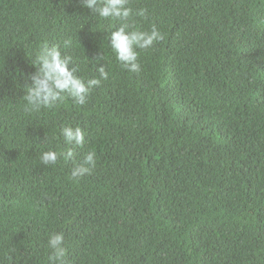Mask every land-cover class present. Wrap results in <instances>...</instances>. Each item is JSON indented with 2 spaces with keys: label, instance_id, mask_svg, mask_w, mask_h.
I'll return each mask as SVG.
<instances>
[{
  "label": "trees",
  "instance_id": "obj_1",
  "mask_svg": "<svg viewBox=\"0 0 264 264\" xmlns=\"http://www.w3.org/2000/svg\"><path fill=\"white\" fill-rule=\"evenodd\" d=\"M128 7L135 30L165 37L137 49L139 74L110 46L121 22L82 0H0V264H52L60 233L65 264H264V0ZM45 45L85 83L100 66L108 79L82 106L26 113ZM89 152L96 166L77 182Z\"/></svg>",
  "mask_w": 264,
  "mask_h": 264
},
{
  "label": "clouds",
  "instance_id": "obj_2",
  "mask_svg": "<svg viewBox=\"0 0 264 264\" xmlns=\"http://www.w3.org/2000/svg\"><path fill=\"white\" fill-rule=\"evenodd\" d=\"M128 3L129 0H82V7L89 9L91 13L97 14L102 19H114L121 22V26L113 32L110 38V46L125 70L139 74L141 69L138 63L137 49L147 50L153 47L155 43L163 41L165 37L155 26L152 27L150 33L135 30V24L129 23L133 12L128 7ZM146 12V9H142L136 15L146 19ZM70 46L71 41H66L64 47ZM104 59L102 53L98 54L94 61L99 64ZM72 64L71 56H62L59 48L44 46L34 60L37 71L31 77L33 87L28 88L27 94L23 97L26 102L24 108L26 113L39 112L42 109L51 110L58 102H63L65 97L82 106L86 103L91 90L99 87L101 80L108 79V72L105 67L100 66L97 69L99 79H91L85 83L76 75L79 71L78 66L71 67ZM62 135L69 145L84 146V132L81 128L65 127L62 130ZM60 156H63L65 161H70L74 159L75 152L73 150L60 154L52 151L45 152L40 158L41 163L44 166L54 165ZM95 166V152H89L84 157L82 164L72 169L71 178L78 182L84 176L91 175ZM63 244V233L53 234L50 237L49 247L52 251L49 260L52 264H57V262L58 264H65L64 258L67 250Z\"/></svg>",
  "mask_w": 264,
  "mask_h": 264
}]
</instances>
